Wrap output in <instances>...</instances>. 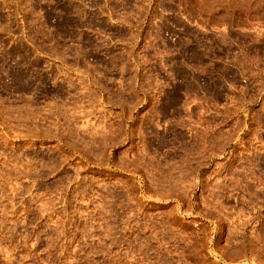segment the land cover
Masks as SVG:
<instances>
[{"label":"rangeland","instance_id":"obj_1","mask_svg":"<svg viewBox=\"0 0 264 264\" xmlns=\"http://www.w3.org/2000/svg\"><path fill=\"white\" fill-rule=\"evenodd\" d=\"M0 264H264V0H0Z\"/></svg>","mask_w":264,"mask_h":264}]
</instances>
